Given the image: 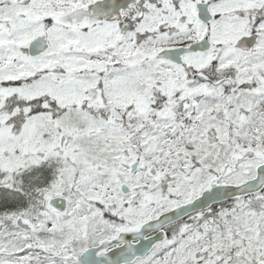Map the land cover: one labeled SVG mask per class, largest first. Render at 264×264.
<instances>
[{"label": "snow or ice", "instance_id": "obj_1", "mask_svg": "<svg viewBox=\"0 0 264 264\" xmlns=\"http://www.w3.org/2000/svg\"><path fill=\"white\" fill-rule=\"evenodd\" d=\"M0 264H264V0H0Z\"/></svg>", "mask_w": 264, "mask_h": 264}]
</instances>
